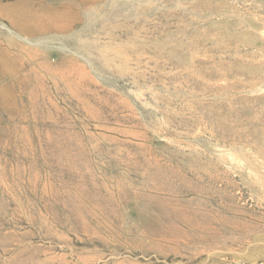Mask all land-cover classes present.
<instances>
[{
	"label": "rangeland",
	"instance_id": "obj_1",
	"mask_svg": "<svg viewBox=\"0 0 264 264\" xmlns=\"http://www.w3.org/2000/svg\"><path fill=\"white\" fill-rule=\"evenodd\" d=\"M0 264H264V0H0Z\"/></svg>",
	"mask_w": 264,
	"mask_h": 264
},
{
	"label": "bare ground",
	"instance_id": "obj_2",
	"mask_svg": "<svg viewBox=\"0 0 264 264\" xmlns=\"http://www.w3.org/2000/svg\"><path fill=\"white\" fill-rule=\"evenodd\" d=\"M20 20H22L21 22H23V21H25V22H27L26 23V25H27V27L28 28H30L31 30H35V31H41V30H43L44 29V27H39L38 25H37V23H36V19H31L30 21L29 20H27V18H24V17H22V18H20ZM23 26V25H22ZM27 27H25L26 29H27Z\"/></svg>",
	"mask_w": 264,
	"mask_h": 264
}]
</instances>
